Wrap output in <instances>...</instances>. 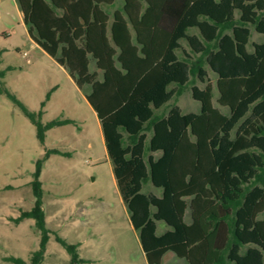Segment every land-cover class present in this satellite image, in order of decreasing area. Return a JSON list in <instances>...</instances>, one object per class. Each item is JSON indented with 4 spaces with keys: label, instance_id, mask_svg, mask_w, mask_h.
<instances>
[{
    "label": "trees",
    "instance_id": "obj_1",
    "mask_svg": "<svg viewBox=\"0 0 264 264\" xmlns=\"http://www.w3.org/2000/svg\"><path fill=\"white\" fill-rule=\"evenodd\" d=\"M118 1L17 0L30 38L79 89L91 88L86 99L148 264H164L168 253L185 264H264V41L249 49L253 29L264 36V0ZM208 68L227 114L214 104ZM194 78L205 84L191 87L200 111L184 113L176 101ZM3 93L41 144L48 131L75 123L42 122L51 92L38 113L0 82ZM51 155L69 154L54 148L36 162L34 206L19 218L40 233L31 264L44 258L51 235L70 264H83L78 245L47 228L41 174ZM148 183L161 196L143 193Z\"/></svg>",
    "mask_w": 264,
    "mask_h": 264
},
{
    "label": "rangeland",
    "instance_id": "obj_2",
    "mask_svg": "<svg viewBox=\"0 0 264 264\" xmlns=\"http://www.w3.org/2000/svg\"><path fill=\"white\" fill-rule=\"evenodd\" d=\"M122 3L119 0L117 5ZM263 41L264 36L253 29L250 51L253 43ZM0 50V72L5 71L0 82L10 93L38 113L51 92L42 122L57 118L75 122L48 131L41 144L21 107L6 93L0 94V264H13L11 258L31 264L39 249L40 233L34 220L19 218L34 206L31 182L36 162L54 148L69 155H51L43 164V208L51 233L77 244L83 264H148L117 187L101 123L86 99L90 86L79 89L69 73L30 38L17 0H0ZM91 70H96L93 63ZM208 71L215 88L214 104L227 114L228 109L217 103V76ZM193 85L205 87L194 78L183 90L176 103L184 113L200 111V103L192 97ZM169 107L162 112L167 113ZM142 191L162 193L150 183ZM259 218L264 220V212ZM186 221L191 222L190 209ZM158 226L159 234L167 229L163 222ZM51 236L39 264H70L67 250ZM164 264L185 261L168 253Z\"/></svg>",
    "mask_w": 264,
    "mask_h": 264
},
{
    "label": "crops",
    "instance_id": "obj_3",
    "mask_svg": "<svg viewBox=\"0 0 264 264\" xmlns=\"http://www.w3.org/2000/svg\"><path fill=\"white\" fill-rule=\"evenodd\" d=\"M37 45V44H36Z\"/></svg>",
    "mask_w": 264,
    "mask_h": 264
}]
</instances>
